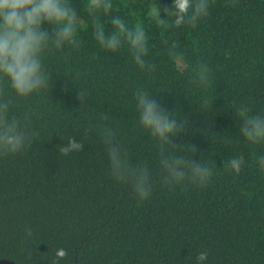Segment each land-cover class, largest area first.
<instances>
[{
  "label": "trees",
  "instance_id": "1",
  "mask_svg": "<svg viewBox=\"0 0 264 264\" xmlns=\"http://www.w3.org/2000/svg\"><path fill=\"white\" fill-rule=\"evenodd\" d=\"M62 2L77 30L73 43L56 47L60 25L41 17L47 86L18 96L0 75V104L27 140L16 153L0 149V259L196 264L204 251L205 264H264V169L256 165L264 141L240 131L248 118H264V0H206L205 13L192 21L189 8L181 25L171 0H108L110 10L95 14L84 0ZM114 17L143 28V67L126 41L112 51L96 39L99 25L115 32ZM138 92L175 118L166 141L140 123ZM70 137L81 149L65 156L59 149ZM109 139L129 168L150 173L148 199L113 177ZM176 158L185 179L170 181L161 161ZM234 158L239 172L228 166ZM196 163L212 169L203 184L190 178Z\"/></svg>",
  "mask_w": 264,
  "mask_h": 264
},
{
  "label": "clouds",
  "instance_id": "2",
  "mask_svg": "<svg viewBox=\"0 0 264 264\" xmlns=\"http://www.w3.org/2000/svg\"><path fill=\"white\" fill-rule=\"evenodd\" d=\"M175 7L176 25L185 22L189 8H193L190 20L194 21L197 15L204 14L207 9L206 0L193 5L191 0H171ZM84 8L95 14L97 12L107 13L110 10L108 0H84ZM153 19L157 24L162 23L157 19L160 13L152 9ZM41 17H46L60 25V31L55 40L56 47H62L65 42L73 43L76 34L74 13L62 0H0V75L7 77L13 91L18 96H27L35 90L47 86V77L41 69L39 54L48 45L46 34L40 30ZM111 24L115 28L112 35L106 36L103 25L97 27L95 36L101 45L112 51L120 49L124 41L134 57L135 63L143 67L144 55L147 52V38L140 24L135 30H129L123 19L114 17ZM206 70L200 69V78L206 80ZM139 120L144 128L160 141H166L169 133L176 129V120L173 116L166 114L146 93L138 92L136 96ZM7 104H0V149L8 153L21 151L26 143V137L21 130L20 122L16 118L6 116ZM241 115H245L241 113ZM244 138L253 144L264 141V118H248L247 122L240 129ZM110 137V132L103 133ZM112 145L108 151V160L113 177L124 183H130L140 201L146 200L151 195L149 183L150 173L145 168H129L120 149ZM81 144L70 137L67 143L59 151L67 156L72 152H78ZM243 161L232 159L229 167L236 172L241 169ZM163 169L167 172L170 181L185 179V161L182 158L174 160L163 159ZM259 169H264V155L256 159ZM212 175V169L206 164L196 163L191 167V180L194 183L203 184ZM60 256L64 253L61 250ZM196 264H205L207 253L201 251L195 256Z\"/></svg>",
  "mask_w": 264,
  "mask_h": 264
},
{
  "label": "water",
  "instance_id": "3",
  "mask_svg": "<svg viewBox=\"0 0 264 264\" xmlns=\"http://www.w3.org/2000/svg\"><path fill=\"white\" fill-rule=\"evenodd\" d=\"M0 264H16L13 260L0 259Z\"/></svg>",
  "mask_w": 264,
  "mask_h": 264
}]
</instances>
